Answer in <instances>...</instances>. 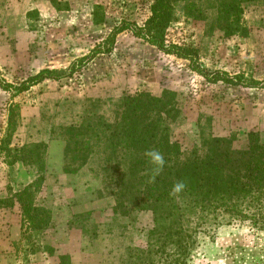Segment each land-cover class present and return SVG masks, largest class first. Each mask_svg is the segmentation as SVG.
<instances>
[{
  "label": "rangeland",
  "instance_id": "374dc122",
  "mask_svg": "<svg viewBox=\"0 0 264 264\" xmlns=\"http://www.w3.org/2000/svg\"><path fill=\"white\" fill-rule=\"evenodd\" d=\"M186 1L176 0L165 43L195 47L203 73L220 70L244 83L260 84L210 82L192 70L187 59L164 53L124 30L111 51L96 54L70 76L46 79L14 96L0 88V264H131L133 249L148 245L151 212L125 216L114 211L113 187L100 155L93 153L84 165L65 158L64 127L80 122L91 102L99 100L94 110L110 118L112 103L125 94L176 92L180 115L171 138L179 143L183 157L199 144L200 135L234 136L233 146L245 148L247 134L253 131L264 143V2L241 0V30L227 36L216 23L226 0H189L201 9L200 17L194 16L197 12L187 14ZM49 2L56 10L52 16L29 13L33 42L28 57L14 49L9 52L13 43L0 40V73L5 81L17 85L44 68L65 73L120 21L142 26L152 0ZM65 9L77 13L67 14L63 25L59 11ZM94 13L102 17L101 23L95 22ZM11 104L18 116L9 138ZM36 142L46 145L44 179L31 204L42 211H33L39 216L30 221L16 193L36 178L37 164L6 162L14 159L7 149ZM205 229L199 231L185 264H250L264 246V231H253L247 223L222 222Z\"/></svg>",
  "mask_w": 264,
  "mask_h": 264
},
{
  "label": "trees",
  "instance_id": "16d2710c",
  "mask_svg": "<svg viewBox=\"0 0 264 264\" xmlns=\"http://www.w3.org/2000/svg\"><path fill=\"white\" fill-rule=\"evenodd\" d=\"M175 2L152 0L142 26L120 21L101 44L84 58L74 60L65 73L44 68L17 85L5 81L0 73V88L14 96L46 79L70 76L96 54L111 51L116 36L124 30L164 53L187 59L191 69L210 82L220 80L251 87L260 84L256 80L244 83L240 77L220 70L209 75L203 73L195 47L166 44L164 33L175 19ZM185 4L188 15L197 12L194 16H201L197 5L189 0ZM242 14L241 0L222 2L216 16L218 28L227 36L236 34L241 30ZM93 17L96 23L102 22L96 13ZM176 96V92L168 89L158 96L148 92L125 94L112 103L110 118L94 110L101 103L94 101L91 108L85 109L80 122L64 127L67 161L84 165L93 153L100 155L104 174L113 187L115 212L127 216L146 210L152 214L148 245L133 249L131 264H185L197 244L199 231L222 222L247 223L253 231H264V143L259 134L250 131L245 148L233 146L234 136L200 135L199 144L183 157L179 143L171 138L172 125L180 115ZM17 116L16 107L9 105L6 128L9 138L17 128ZM45 150L43 142L7 149L14 156L7 159V165H13L15 160L37 164L36 178L16 193L23 215L30 221L39 216L33 211H42L31 202L44 179ZM151 150L164 157V166L159 170L146 156ZM177 184L183 187L174 192ZM256 254L250 264H264V246Z\"/></svg>",
  "mask_w": 264,
  "mask_h": 264
},
{
  "label": "crops",
  "instance_id": "0c3cea01",
  "mask_svg": "<svg viewBox=\"0 0 264 264\" xmlns=\"http://www.w3.org/2000/svg\"><path fill=\"white\" fill-rule=\"evenodd\" d=\"M0 6V40L13 43L8 47V51L23 52L28 57L30 42H33V32L28 28L31 11H36L39 17L48 18L56 13L55 7L49 0H3ZM77 11V10H76ZM75 10H60L59 15L61 24L64 25V17L72 13L76 15ZM75 20V19H73Z\"/></svg>",
  "mask_w": 264,
  "mask_h": 264
},
{
  "label": "clouds",
  "instance_id": "9594fccd",
  "mask_svg": "<svg viewBox=\"0 0 264 264\" xmlns=\"http://www.w3.org/2000/svg\"><path fill=\"white\" fill-rule=\"evenodd\" d=\"M146 156L149 158L150 163L156 166L157 170L161 169L164 166V157L163 155L157 150H151L146 153ZM183 187L182 184H177L173 191L179 192Z\"/></svg>",
  "mask_w": 264,
  "mask_h": 264
}]
</instances>
